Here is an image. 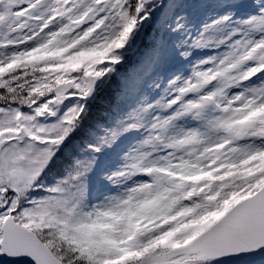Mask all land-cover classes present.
<instances>
[{
    "label": "snow or ice",
    "instance_id": "6c2138e0",
    "mask_svg": "<svg viewBox=\"0 0 264 264\" xmlns=\"http://www.w3.org/2000/svg\"><path fill=\"white\" fill-rule=\"evenodd\" d=\"M0 264H264V0H0Z\"/></svg>",
    "mask_w": 264,
    "mask_h": 264
},
{
    "label": "trees",
    "instance_id": "16d2710c",
    "mask_svg": "<svg viewBox=\"0 0 264 264\" xmlns=\"http://www.w3.org/2000/svg\"><path fill=\"white\" fill-rule=\"evenodd\" d=\"M103 98L99 100L94 106H93V115H95L98 110L102 107Z\"/></svg>",
    "mask_w": 264,
    "mask_h": 264
}]
</instances>
